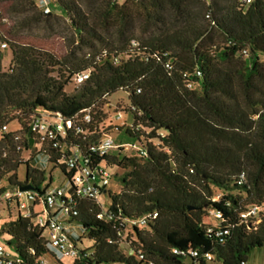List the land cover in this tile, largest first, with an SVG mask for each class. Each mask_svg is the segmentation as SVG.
Masks as SVG:
<instances>
[{"label": "trees", "instance_id": "trees-1", "mask_svg": "<svg viewBox=\"0 0 264 264\" xmlns=\"http://www.w3.org/2000/svg\"><path fill=\"white\" fill-rule=\"evenodd\" d=\"M203 2L209 25L195 20L188 0H48V14L41 0H0V182L5 189L30 185L43 197L52 179L46 183V172L31 165L34 157L62 170L69 189L61 200L71 209L62 222L84 232L71 236L78 251L71 264H249L264 247V215L243 217L264 203V0ZM59 18L71 32L66 44L24 34ZM139 21L154 32L141 42L131 34ZM215 33L222 46L214 44ZM3 45L12 55L7 70ZM82 74L89 77L77 85ZM70 84L73 93L66 91ZM121 91L129 96L133 124L114 130L132 140L126 143L102 127L108 98ZM42 115L72 122L63 142L82 161L130 170L121 193L106 190L112 219L98 217L101 203L76 198L62 153L32 130ZM13 124L22 140L5 132ZM108 136L138 148L102 156L98 148ZM26 151L29 159L18 163L13 154ZM21 166L27 167L23 181ZM250 167L255 172L247 183L241 175ZM215 190L223 192L219 199ZM18 211L0 235L21 264H39L52 254L33 222L40 215ZM210 212L215 227L206 224Z\"/></svg>", "mask_w": 264, "mask_h": 264}, {"label": "built area", "instance_id": "built-area-1", "mask_svg": "<svg viewBox=\"0 0 264 264\" xmlns=\"http://www.w3.org/2000/svg\"><path fill=\"white\" fill-rule=\"evenodd\" d=\"M44 5V12L46 14L50 13V8L48 7V0H41ZM249 5L253 0H245ZM136 45L135 42H133ZM6 49V45L2 46ZM88 74H82L77 76L76 84H82L86 79H88ZM190 87V86H189ZM135 110V108H132ZM86 124L92 122V118L87 114L84 118ZM72 122L64 123L61 118H50L47 116H40L34 119L32 123V130L40 135L42 140L52 144L53 148L59 150L62 153L60 164L65 165L70 172H73V184L75 187V196L80 200H89L101 203V198L106 194V190L109 188L112 180V174L108 167L104 164L93 165L89 159L82 161L78 150L66 149V144L63 142L67 139L68 132L72 128ZM4 130H7L5 127ZM83 130L78 129L77 134H83ZM19 140V138H17ZM122 147L126 150H135L138 147L134 145H117L115 140L108 136L105 137L100 144L98 151L100 155H106L111 150ZM20 149V148H19ZM70 153H68L69 151ZM68 151V152H67ZM245 175H241V179L245 180ZM3 183L0 182V191H4L1 198L2 201L12 202L17 206V208L24 214L25 217L31 216V205L30 203H44L46 207V216H39L37 218V225L43 229V231H48L50 237L52 238L51 246L57 248L63 255L72 257L73 259L78 256V251L75 246L74 241L71 238V234L66 223L61 220H57L51 217L50 212L55 208L62 210L64 217L68 216L71 212L70 208H66L63 201L61 200L65 197V191L62 189H52L41 197L35 191H22L21 188L17 189H5ZM264 215V203L252 205L244 218L248 217H258L259 215ZM104 215L108 219H112L113 212L106 209L103 214L98 217L100 219L104 218ZM158 214H155L153 218H157ZM147 225V219L140 222V226ZM228 231L219 232L218 236H224ZM175 254H179L178 250H174ZM196 255V253H194ZM143 259L144 256H141ZM0 264H21V260L14 255H11L4 248L0 247ZM39 264H47L44 259H42Z\"/></svg>", "mask_w": 264, "mask_h": 264}, {"label": "rangeland", "instance_id": "rangeland-1", "mask_svg": "<svg viewBox=\"0 0 264 264\" xmlns=\"http://www.w3.org/2000/svg\"><path fill=\"white\" fill-rule=\"evenodd\" d=\"M82 1L84 0H81V2ZM187 5H188L189 11H191L190 13L193 14V17L195 18L197 22L203 21L204 24L209 25L208 17H206V15L205 17H203L204 15L202 16V14H204L205 9L207 7V5L203 2V0H188ZM53 9L56 12L61 11L60 7H57V6H53ZM147 31L148 29H146L144 25L142 24V22L139 21L133 27L131 34L133 35V38L136 39V41L141 42L154 35V32H150V31L147 32ZM24 34L28 36H35L36 38L44 39L49 42L56 41V42H59L60 45L64 43L66 44L68 42V39L71 37V32L68 29V25L66 21L62 18H59V20L55 21L54 23L50 25L36 26L32 30L30 29V30L25 31ZM213 42L215 45H218V46L223 45V40L217 33H215L213 36ZM11 60H12V55H11L10 50L8 49L2 50V67L4 70H7L9 68L11 64ZM188 88L191 89L190 87ZM74 90H76L74 84H70L66 89L68 93H73ZM130 107H131V104H130L129 96L122 91L109 97L107 104L104 106V114L106 116L103 121L102 127L104 130H106L108 133L111 134V136L116 140V142L121 141V142L126 143V142L132 141L128 136L125 135V133L119 136V134H117L116 131L114 130L115 127L121 128V127L131 126L133 124V119L131 115L128 112H126V111H129ZM5 132H16L17 137L20 140H22L24 137V133H22L21 128L16 124L9 126L8 129L5 130ZM1 138H2V134H0V140ZM13 157H15L17 162L20 161V159L22 162L25 161V160H22L23 159L21 158L22 156H18V155L16 156L15 154H13ZM31 165L36 166L38 169L44 170L46 172L45 174L46 183H50L52 179L51 181L52 188H59V189H63L66 191L69 189L68 179L66 178L62 170L54 166L53 164L49 163L48 159L45 158L43 155L41 154L37 155L35 162H32ZM26 170H27L26 166H21L19 169V178L21 181H23L25 178ZM129 171L130 170H126V171L117 170L116 168L110 169V172L113 175V178H112V183L110 184L108 189L112 193L118 194L123 191L124 184L122 183V178ZM247 171L248 172H246L245 181L249 183L248 177L250 176V179L251 178L253 179L252 175L255 172V169L254 167H250ZM116 173H117V177L115 176ZM248 173H250V175ZM257 193L259 194V192H256V194ZM222 195H223V192L219 190H215L216 199H219ZM254 197H255L254 198L255 201H252V203H258L259 202L258 197L256 196ZM100 201H101L103 210H106L109 207V203H110L109 196L107 194H104ZM30 205L32 206L33 203H30ZM9 206L11 209L9 208ZM17 210L18 208L16 205L14 204L7 205L6 202L0 201V229L4 223H7L11 221L12 219H14V218H11V215L13 217L16 216L14 213H17ZM46 210L47 209L44 203H41L40 205L35 207L36 213L41 214V216L47 215ZM206 224L210 226H214V227L219 224V221L217 220L213 212H210L209 219L206 222ZM74 226H76L74 228L75 234H72V237L74 239H79L82 236H84V232L81 226L77 224H74ZM129 233H130V229H129ZM130 235L132 236V234ZM43 236L48 241L49 244L52 243V238L50 237L48 231H44ZM7 240H9L8 237L0 235V247L4 248L11 255H14L13 249L10 246H8ZM122 248L123 250L126 251V245H123ZM50 249H51L52 254L44 257V260L47 264H71L72 263L73 261L72 257L63 255L57 248L51 245H50ZM249 264H264V247L258 248L252 252V254L249 257Z\"/></svg>", "mask_w": 264, "mask_h": 264}, {"label": "crops", "instance_id": "crops-1", "mask_svg": "<svg viewBox=\"0 0 264 264\" xmlns=\"http://www.w3.org/2000/svg\"><path fill=\"white\" fill-rule=\"evenodd\" d=\"M30 151H26V152H24L23 154H22V158L23 159H25V161H27L28 159H29V157H30ZM35 159H36V156L34 157V161L33 162H35ZM33 167H36V166H33ZM18 174H19V170H18ZM50 189H59V188H52V183H50ZM63 190V189H62ZM63 191H65V190H63ZM41 203H36V204H33L32 206H31V210H33V213H34V215H41V214H38V213H36V211H35V207L36 206H38V205H40ZM11 209V208H10ZM16 216H12L11 215V218H16L17 216H19L20 214H19V211L17 210V213H14ZM50 214H51V217H53V218H55V219H57V220H61V221H63L65 218L63 217V214L62 213H60L59 212V208H55L54 210H52L51 212H50ZM14 219H12V220H14ZM33 222H35V223H37V218L35 219V220H33ZM67 227H68V229H69V232H70V234H71V236H72V234H75L74 232V228L76 227V226H74V225H67Z\"/></svg>", "mask_w": 264, "mask_h": 264}, {"label": "water", "instance_id": "water-1", "mask_svg": "<svg viewBox=\"0 0 264 264\" xmlns=\"http://www.w3.org/2000/svg\"><path fill=\"white\" fill-rule=\"evenodd\" d=\"M21 190L22 191H33L34 189L32 186L28 185V186L21 187Z\"/></svg>", "mask_w": 264, "mask_h": 264}]
</instances>
